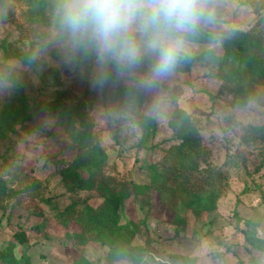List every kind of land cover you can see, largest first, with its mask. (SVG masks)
Segmentation results:
<instances>
[{
  "label": "rangeland",
  "instance_id": "1",
  "mask_svg": "<svg viewBox=\"0 0 264 264\" xmlns=\"http://www.w3.org/2000/svg\"><path fill=\"white\" fill-rule=\"evenodd\" d=\"M24 1L0 0V44L7 41L18 53H27L30 47L34 50L30 66L15 59L4 61L0 50V110L6 89L12 85L8 74L15 76L33 111L39 102L52 101L58 91L65 90L63 105L73 108L80 100L85 104L88 121L93 124V140L108 156L103 174L145 185L150 182L146 166L161 161L169 147L179 143L171 122L176 105L188 114L205 153L198 160L199 173L190 177V185L203 194L213 189L220 197L212 213L195 217L181 210L185 219L182 227L168 223L172 214L163 209L156 193L150 195L149 209L146 205L139 209L141 200H126L121 210L123 219H145V224L137 225L136 243L149 242L147 264L262 262L264 252L249 246L241 230L245 228L243 220H249L264 238V138L260 130L264 127V86H256L259 101L242 108L234 104L229 87L208 76L207 68L196 65L187 74L174 71L155 89L147 90L142 111L156 117L157 133L151 144L157 148H139L140 129L128 118L123 119L128 114L117 109L116 83L96 82L95 56L88 67H75L74 50L61 40L53 18L49 24L30 22ZM218 11V26L211 29L215 37H221L218 43L234 29L253 28L264 38V0H226ZM208 47L194 44L191 56ZM213 48L218 50L219 44ZM122 77L137 83L136 76ZM174 87L178 95L173 94ZM68 126L66 118L58 121L40 113L0 140V177L15 189L31 183L40 185L37 197L25 195L1 204L0 251L14 244V257L26 252L33 264H72L80 256L90 264H130L110 262L107 248L99 244L77 245L65 234L77 230L75 224L67 229L60 224L59 212L70 204L80 208L100 203L94 192L68 191L61 183L58 167L51 162L59 153L72 154L65 148ZM46 198L49 202L44 201ZM42 223L45 226L38 228ZM20 231L25 233L27 245L14 240L13 234ZM0 264L5 263L0 260Z\"/></svg>",
  "mask_w": 264,
  "mask_h": 264
},
{
  "label": "trees",
  "instance_id": "2",
  "mask_svg": "<svg viewBox=\"0 0 264 264\" xmlns=\"http://www.w3.org/2000/svg\"><path fill=\"white\" fill-rule=\"evenodd\" d=\"M27 17L30 22L50 23L53 17L54 0H25ZM35 24V23H34ZM55 27V26H54ZM61 40L63 38L60 36ZM194 44L209 46L197 56H190L182 61L176 72L187 74L196 66L208 69V76L218 78L224 86L229 87L233 102L238 107H246L251 101H259L256 86H264V38L256 34L253 28L248 30L234 29L228 38L217 42L211 29L205 30ZM219 44V49L215 47ZM212 46V47H211ZM4 61L15 59L24 66L33 65V47L27 53H18L11 49L7 41L0 44ZM93 56L85 58L80 52L74 51L73 64L75 67H88ZM143 71V69H141ZM123 75H117L109 68L108 81L115 82V95L118 100L117 109L128 114V118L141 131L138 146L142 149L157 148L152 145L157 133L155 116L143 113L147 101V90L142 89L132 80L125 81ZM11 87L6 89L4 101L0 110V140L15 133L16 128L24 127L27 123L44 113L48 117L55 116L58 121L68 120L65 128L69 143L65 148L72 152L70 156L60 154L51 159L58 167L61 183L70 192H94L100 199L96 206L84 205L76 207L70 204L59 212L60 224L64 228L75 224L77 230L66 231L67 237L77 245L99 244L107 248V259L110 262L127 261L130 264H147L149 242L136 243L137 225L145 224V219L134 221L123 219L121 210L126 200L134 198L141 200L143 205L150 206V195L156 193L163 209L172 214L169 224L182 227L185 219L180 211H189L195 217L212 213L217 208L220 193L210 190L207 193L195 191L190 185V177L199 173L198 160L205 155L200 146V138L193 131L192 121L188 114L174 106L172 117L173 131L179 143L171 145L161 161L151 163L146 168L149 171L150 182L137 185L133 182H122L103 174L108 156L104 149L93 140V124L88 121L85 104L80 100L73 108L62 104L67 96L65 90L58 91L54 100L39 102L32 110L24 91L16 84V78L8 74ZM173 94L179 91L173 88ZM85 95V93L83 94ZM256 128H252L255 131ZM264 138V127L260 128ZM148 144H151L150 146ZM40 185L31 183L15 189L0 177V206L4 201L17 200L21 196H38ZM44 201L49 202V199ZM40 215V213H35ZM237 222L242 219L234 212ZM124 220V221H122ZM245 226L241 230L245 242L252 248L264 252V238L256 233V225L249 220H243ZM45 226V223L38 228ZM39 231V230H38ZM14 240L27 245V237L23 231L13 234ZM28 248V246L26 247ZM14 244H9L0 251V260L5 264H33L30 255L23 252L19 258L14 257ZM72 264H90L84 257L76 258ZM183 264H187L183 262ZM257 264H261L258 262Z\"/></svg>",
  "mask_w": 264,
  "mask_h": 264
},
{
  "label": "clouds",
  "instance_id": "3",
  "mask_svg": "<svg viewBox=\"0 0 264 264\" xmlns=\"http://www.w3.org/2000/svg\"><path fill=\"white\" fill-rule=\"evenodd\" d=\"M225 2L54 0L52 18L72 50L95 56L98 84L107 81L111 68L117 75L136 76L140 88L152 90L192 55L205 30L218 26ZM215 38L219 42L221 37Z\"/></svg>",
  "mask_w": 264,
  "mask_h": 264
},
{
  "label": "built area",
  "instance_id": "4",
  "mask_svg": "<svg viewBox=\"0 0 264 264\" xmlns=\"http://www.w3.org/2000/svg\"><path fill=\"white\" fill-rule=\"evenodd\" d=\"M261 264H264V260H262Z\"/></svg>",
  "mask_w": 264,
  "mask_h": 264
}]
</instances>
